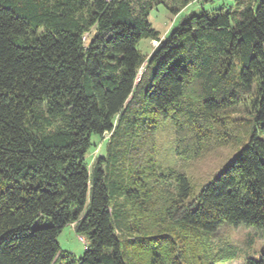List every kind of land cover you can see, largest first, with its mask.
<instances>
[{"label":"trees","instance_id":"1","mask_svg":"<svg viewBox=\"0 0 264 264\" xmlns=\"http://www.w3.org/2000/svg\"><path fill=\"white\" fill-rule=\"evenodd\" d=\"M195 1L0 0V264H218L233 250L200 246L224 222L264 236V0ZM160 4L179 15L163 39ZM241 108V149L199 190L157 157L163 137L200 154ZM73 223L81 258L58 241Z\"/></svg>","mask_w":264,"mask_h":264},{"label":"rangeland","instance_id":"2","mask_svg":"<svg viewBox=\"0 0 264 264\" xmlns=\"http://www.w3.org/2000/svg\"><path fill=\"white\" fill-rule=\"evenodd\" d=\"M237 0H197L186 8L182 7V13L200 12L202 10H216L220 8H229ZM179 15L172 13L164 4L156 7L149 16L152 27L160 32L163 39L170 30L178 24ZM159 45V41L143 38L139 44V49L143 54L149 57L154 49ZM147 61L140 69V77L146 71ZM239 111V112H238ZM237 113H228L229 120L224 129L220 132L225 133L219 139H213L204 150L191 157H181L175 154L174 145L170 140L159 138L158 158L162 161H172L177 168L184 171L195 190L211 180L241 149L243 139L242 131L238 127L243 125L240 121L245 116L243 108L238 109ZM226 119V118H225ZM240 119V120H239ZM244 119V118H243ZM232 120H238L233 121ZM237 127V128H236ZM110 134H105L101 138L97 134L92 135L93 146L89 149L87 158L90 163L99 156L105 154L108 138ZM156 147V146H155ZM58 241L63 251L70 253L76 258H81L86 249V239L77 233L73 224H67L58 235ZM230 247L233 250V257L229 261L218 264H244L248 258L258 259L264 254V236L256 228L246 225L235 226L224 222L216 231L206 233L204 243L200 246V256L203 258L209 256L211 259L218 256L219 250L224 247Z\"/></svg>","mask_w":264,"mask_h":264}]
</instances>
